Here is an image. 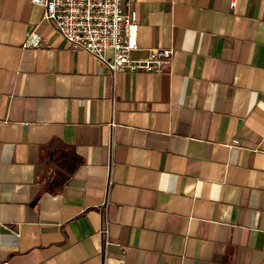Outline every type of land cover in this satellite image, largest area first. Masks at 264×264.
Wrapping results in <instances>:
<instances>
[{"label":"crops","instance_id":"1","mask_svg":"<svg viewBox=\"0 0 264 264\" xmlns=\"http://www.w3.org/2000/svg\"><path fill=\"white\" fill-rule=\"evenodd\" d=\"M231 2L125 0L174 54L111 76L0 0V262L264 264V0Z\"/></svg>","mask_w":264,"mask_h":264},{"label":"built area","instance_id":"2","mask_svg":"<svg viewBox=\"0 0 264 264\" xmlns=\"http://www.w3.org/2000/svg\"><path fill=\"white\" fill-rule=\"evenodd\" d=\"M125 0H32L42 6L41 20L50 25L72 50H82L97 62L100 73L115 76L118 72L159 73L170 69L173 48H151L143 58L133 56L138 50V19L135 11H125ZM234 0L231 2L233 6ZM24 46L37 47L40 38L27 32ZM110 50V56L107 51ZM237 144L238 140L233 139ZM111 180L107 179L105 197L101 203L103 224L99 233L103 239L102 256L111 245L109 235L108 192ZM0 264H8L3 261ZM103 264H106L104 262Z\"/></svg>","mask_w":264,"mask_h":264}]
</instances>
